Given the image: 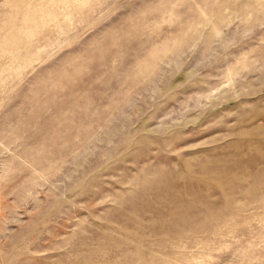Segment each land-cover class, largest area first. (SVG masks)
I'll list each match as a JSON object with an SVG mask.
<instances>
[{"label": "rangeland", "instance_id": "obj_1", "mask_svg": "<svg viewBox=\"0 0 264 264\" xmlns=\"http://www.w3.org/2000/svg\"><path fill=\"white\" fill-rule=\"evenodd\" d=\"M0 264H264V0H0Z\"/></svg>", "mask_w": 264, "mask_h": 264}]
</instances>
